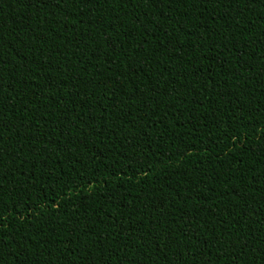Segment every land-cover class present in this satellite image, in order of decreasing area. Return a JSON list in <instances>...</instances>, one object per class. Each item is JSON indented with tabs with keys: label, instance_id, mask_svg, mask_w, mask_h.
I'll return each instance as SVG.
<instances>
[{
	"label": "trees",
	"instance_id": "obj_1",
	"mask_svg": "<svg viewBox=\"0 0 264 264\" xmlns=\"http://www.w3.org/2000/svg\"><path fill=\"white\" fill-rule=\"evenodd\" d=\"M262 255L264 0H0V264Z\"/></svg>",
	"mask_w": 264,
	"mask_h": 264
},
{
	"label": "snow or ice",
	"instance_id": "obj_2",
	"mask_svg": "<svg viewBox=\"0 0 264 264\" xmlns=\"http://www.w3.org/2000/svg\"><path fill=\"white\" fill-rule=\"evenodd\" d=\"M242 247H248L247 243H245ZM191 252V250H189ZM261 259H264V255L261 256Z\"/></svg>",
	"mask_w": 264,
	"mask_h": 264
}]
</instances>
